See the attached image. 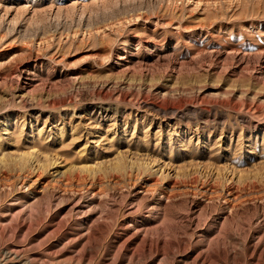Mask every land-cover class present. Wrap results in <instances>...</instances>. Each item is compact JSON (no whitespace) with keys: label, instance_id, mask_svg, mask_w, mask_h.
<instances>
[{"label":"rangeland","instance_id":"obj_1","mask_svg":"<svg viewBox=\"0 0 264 264\" xmlns=\"http://www.w3.org/2000/svg\"><path fill=\"white\" fill-rule=\"evenodd\" d=\"M0 264H264V0H0Z\"/></svg>","mask_w":264,"mask_h":264},{"label":"bare ground","instance_id":"obj_2","mask_svg":"<svg viewBox=\"0 0 264 264\" xmlns=\"http://www.w3.org/2000/svg\"><path fill=\"white\" fill-rule=\"evenodd\" d=\"M24 158H25V156H24Z\"/></svg>","mask_w":264,"mask_h":264}]
</instances>
